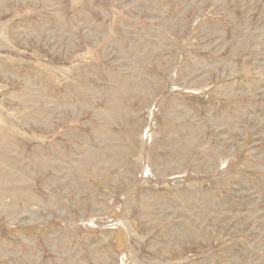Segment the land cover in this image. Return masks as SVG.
I'll return each mask as SVG.
<instances>
[{
  "label": "rangeland",
  "instance_id": "374dc122",
  "mask_svg": "<svg viewBox=\"0 0 264 264\" xmlns=\"http://www.w3.org/2000/svg\"><path fill=\"white\" fill-rule=\"evenodd\" d=\"M0 264H264V0H0Z\"/></svg>",
  "mask_w": 264,
  "mask_h": 264
},
{
  "label": "bare ground",
  "instance_id": "6f19581e",
  "mask_svg": "<svg viewBox=\"0 0 264 264\" xmlns=\"http://www.w3.org/2000/svg\"><path fill=\"white\" fill-rule=\"evenodd\" d=\"M8 156V155H7Z\"/></svg>",
  "mask_w": 264,
  "mask_h": 264
}]
</instances>
